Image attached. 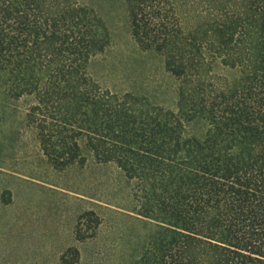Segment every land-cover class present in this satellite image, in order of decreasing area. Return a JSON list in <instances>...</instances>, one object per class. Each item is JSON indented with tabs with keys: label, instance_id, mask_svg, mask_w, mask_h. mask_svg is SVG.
<instances>
[{
	"label": "trees",
	"instance_id": "trees-1",
	"mask_svg": "<svg viewBox=\"0 0 264 264\" xmlns=\"http://www.w3.org/2000/svg\"><path fill=\"white\" fill-rule=\"evenodd\" d=\"M214 1L184 26L177 0H126L136 45L177 80L173 106L143 112L89 74L110 43L92 6L0 0V86L33 96L26 118L51 165L83 161V140L140 177L136 214L157 229L137 264H264V0Z\"/></svg>",
	"mask_w": 264,
	"mask_h": 264
},
{
	"label": "rangeland",
	"instance_id": "rangeland-1",
	"mask_svg": "<svg viewBox=\"0 0 264 264\" xmlns=\"http://www.w3.org/2000/svg\"><path fill=\"white\" fill-rule=\"evenodd\" d=\"M80 1L97 11L110 41L90 61L89 74L103 88L138 94L143 112L173 106L177 80L160 54L136 45L126 0ZM204 1L177 0L184 26L202 20ZM2 91L0 86V264H62L69 247L78 251L67 255L69 264H137L141 242L157 229L154 220L136 214L140 177L96 160L83 140V161L52 166L26 118L33 96ZM143 179L150 193L157 177L150 169Z\"/></svg>",
	"mask_w": 264,
	"mask_h": 264
}]
</instances>
